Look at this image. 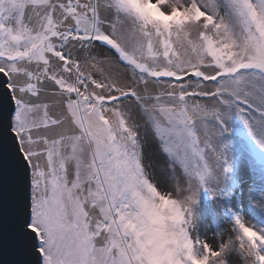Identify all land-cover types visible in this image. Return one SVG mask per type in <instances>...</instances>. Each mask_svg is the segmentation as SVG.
Instances as JSON below:
<instances>
[{"label":"snow or ice","instance_id":"6c2138e0","mask_svg":"<svg viewBox=\"0 0 264 264\" xmlns=\"http://www.w3.org/2000/svg\"><path fill=\"white\" fill-rule=\"evenodd\" d=\"M0 264H264V0H0Z\"/></svg>","mask_w":264,"mask_h":264}]
</instances>
